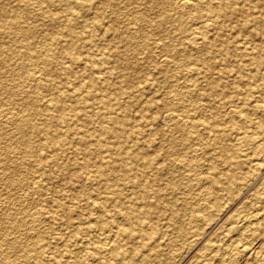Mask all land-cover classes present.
I'll list each match as a JSON object with an SVG mask.
<instances>
[{
    "label": "bare ground",
    "instance_id": "1",
    "mask_svg": "<svg viewBox=\"0 0 264 264\" xmlns=\"http://www.w3.org/2000/svg\"><path fill=\"white\" fill-rule=\"evenodd\" d=\"M176 1L174 6L173 0H0V63L3 68L0 73V103L10 106L3 110L0 106V144L5 139L8 142L3 152L0 150V185L8 192L5 200L7 212L22 215L27 211V197L16 199L15 192L35 188L36 193L43 196L50 182H65V192L53 190L51 217L46 220L53 225L71 227L73 232L63 237L65 249L56 252L50 264H88L81 262L79 250H70L71 244H79L83 239L86 242L82 245L90 244L98 230L102 233L98 236L100 244H94L86 252L87 261L98 264H151L150 259L140 252L156 246L158 242L156 235L160 227L153 224L155 216L152 215L156 207L163 203L161 200L166 194L158 180L163 175L174 176L176 169L169 167L168 163L164 166L160 162V154L152 150L157 136L163 140L171 138L173 143H170V148L174 151L179 147L182 150L189 148L190 143L202 139L208 154L215 152L222 156L228 165L225 175L218 178L215 173L211 178L206 177L211 179L208 191L214 194L215 200L219 197L218 185L233 190L243 178L241 96L245 94L247 99L250 95L264 94V0H181L178 4ZM128 7L133 12V16H129L131 18H126L125 9ZM108 17L110 20L107 22ZM169 20L175 21L173 32L164 29ZM121 22L126 23L123 29L118 25ZM155 36L163 41L160 49L165 59L161 60L160 69L165 72L164 80L169 79V73L178 70L177 58L183 60L191 77L197 78L194 89L190 88L188 92L199 96L203 100L202 105H187L189 97L185 100L183 93L163 103L146 95L147 87L141 84L147 83L148 78L142 72L144 65L153 61L149 59V52H152L150 49ZM247 45H253V48ZM102 46L105 49L97 53ZM132 47L136 52L146 51L149 63L136 61L130 65L129 50ZM113 69L118 72H112ZM62 74L71 80L70 88L66 90H59L63 82L55 80ZM41 90L50 93L44 96ZM165 105L184 110L182 115L166 114L164 118L176 121L172 123L178 128L177 133H182L181 136L175 137L172 129H164L159 123L161 116L154 110ZM227 105L231 106L229 112L224 109ZM192 113H202L203 117L195 121L191 116L187 117ZM260 115L262 123L259 129L264 131V113L260 112ZM186 127L203 130L200 129V134L192 133V130L186 133ZM145 133H148V139L143 136ZM227 137H232L236 145L228 146L224 141ZM248 140L247 143L254 142ZM68 153L81 158L73 163L66 162ZM35 164H38L37 170L32 168ZM171 180L170 190L179 188V180L173 177ZM68 190L72 192L67 193ZM67 194L71 199L68 203L63 199ZM202 199L205 201L206 198ZM218 206L215 209H219ZM166 209L174 216L166 227L180 230L179 224L183 221L180 219L182 222L178 223L175 218L183 207L179 211L176 203L170 202ZM10 214L4 218L7 222L5 230L14 232L27 226L28 220H24L26 213L22 215L24 219H18L16 223ZM202 216L195 214L188 218L194 223ZM33 218L39 220L38 216ZM180 231L186 235L184 228ZM225 232L220 231L217 237L224 236ZM141 238L142 241L138 240ZM199 239L197 234L191 238L192 243ZM18 240L19 237L11 238V246H16ZM28 246L31 247L24 250L21 261L19 255L10 257L2 254L0 264H34L45 254L47 245L32 243ZM245 246H241V251H245ZM234 251L228 252L229 255ZM235 253L238 254L237 251ZM107 255L110 257L106 258ZM221 258L217 260H224ZM259 261L264 264V254Z\"/></svg>",
    "mask_w": 264,
    "mask_h": 264
},
{
    "label": "rangeland",
    "instance_id": "2",
    "mask_svg": "<svg viewBox=\"0 0 264 264\" xmlns=\"http://www.w3.org/2000/svg\"><path fill=\"white\" fill-rule=\"evenodd\" d=\"M175 1L176 0H173L174 6H175ZM178 1L181 2V0H177L176 4H178L177 3ZM125 10H127L125 12L126 18H127V16H128V18H131L133 16V12H130L131 10L129 9V7H128V9H125ZM175 11H176V9L174 10V12ZM177 13L178 12H175L174 14H176V16H177L178 15ZM129 16H131V17H129ZM108 20H110L109 17L106 18L107 22H108ZM172 21L171 20L168 21L171 24L167 23V22L165 24L164 29L168 32H173L175 30V21L174 20H172ZM118 25L122 29L124 27H126V23H124V22H121ZM109 35H111V33H109ZM161 41L162 40H160L158 36H155L153 38L154 44H153V48L150 49L152 52H149L150 58H149L147 52L144 50H142V52H136L134 47H132L129 50L130 51L129 52V64L130 65L132 64V62H136V61H138L142 64H147V63H149V59L151 61L153 59V61L151 63H149L148 65H144L145 68L143 69L144 71L142 72L143 76L148 78L147 83L144 82L143 84H141L143 87H147L146 95L148 97H156L157 102L163 103L164 101H167L169 99L174 100L176 94L179 96L180 93H183L185 100L187 99V97H189L186 100V103H188L187 105H189V103L190 104L196 103V104L202 105L203 100L199 96H197L195 93L188 92V90L190 88L194 89V87H195L194 85L196 83L197 78L191 77V74H189L187 71V66L185 65L186 63L182 62L183 60L177 58V60H179L177 63V64H179V65H177L178 70L177 71L175 70V73H173V72L169 73V79L164 80L165 79V72L164 71L161 72L162 68L160 69V67H161V65L165 59V56H164L162 50L160 49V44L163 42V41L162 42ZM164 41L167 42L169 40H164ZM179 47H181V46H179ZM246 47L253 48V45H251V46L247 45ZM104 49H105V46L100 47L99 51L97 50L98 51L97 53L102 52ZM161 60H163V61H161ZM177 60H176V62H177ZM66 62H68V61H66V59H64V63H66ZM2 71H3V68H2L1 63H0V73ZM130 71L133 72L132 67L130 68ZM112 72L115 73V72H118V70L113 69ZM29 73H30V71H29ZM55 80L58 82H63L62 85H59V87H58L59 90L60 89L66 90V89L70 88L71 80H69L68 76L62 74V75L55 77ZM40 92H43L44 96H48L50 93V91H48V90H41ZM183 95H181V96H183ZM245 98H246V95L243 94L241 96V102L242 103H241V131H240V133H241V144H242L240 148H241V155H242V159H243V161L241 159V178L242 177L243 178L241 179L240 182L239 181L237 182V186L233 190H231L225 186L222 187L221 185H218L220 188V189L217 188V195L219 196L218 200H215V198H213L214 194L213 195H211V193L209 194L208 188H210V187H208V186H211V179H209V178H211L212 174L216 173L218 175L217 177L221 178L222 176L225 175V173L227 171L228 165L225 162V160L221 158L222 156H220L218 153H215V152H213L215 154H213V153L208 154L204 145H203L202 139H198L196 141H193L192 142L193 144L190 143L189 148L188 147L185 148L187 151L185 149L182 150L181 147H179L177 150L174 151L170 148L172 146L170 143H173V140H171V138H170V140L169 139L163 140L159 136L155 137V142L153 144L152 150H155L160 154L159 155L160 162L164 166H167V163H168L169 167L171 166L172 168H176V169L174 172L175 174L173 173L174 176L172 174H167L166 175L167 177L165 175H163L160 178L161 180H158V183L160 184L161 188H163V190L166 193L165 194L166 198H165V196H163V198H162L163 201L161 200V202H163V203H161L160 206L156 207V209L154 211L155 213H153V215H152V217L155 216L153 219V221H154L153 224H159V227H160L159 228L160 230L157 231V235H156V237L158 238V242H157L156 246H153L150 249L149 248L144 249V250H142V252H140L141 255H143L145 258H148V260L150 259L149 261L151 262V264H261L259 260L261 258V255L264 254V251H263L264 245H262L264 243V183H263L264 182V136H263L264 131H262L259 128H260V124L262 123L260 112L264 113V94H262V95L256 94L255 96L250 95L247 99H245ZM256 102H258V103H256ZM1 105H2L1 110L10 108L9 105H5L3 103H0V106ZM258 105H261V106L258 107ZM227 108H229V109H227ZM224 109L227 112H229V110L231 109V106L227 105L226 107H224ZM154 111L157 112L161 116V118H160L161 122H159V123L161 124V126L165 127L164 129H167V130L172 129L171 132L173 131L175 137L182 135V133H177L178 128L176 129L175 124H173V123H176L175 120L168 121V119H164V118H166V114H167V116H170V115L174 116V114L182 115V112L184 113L183 109H180V108L173 109L172 107L169 108V106L165 105V106H162L160 109H158V108L155 109ZM168 113H170V114H168ZM184 115H186V112ZM190 116H191V119H194L195 121H197L198 119L200 120L203 117L202 113H199V114L198 113L197 114L192 113L189 116L187 115V117H190ZM184 117H185L184 119H188L186 116H184ZM170 119H172V118H170ZM165 121H166V123H165ZM181 123H184V122H181ZM169 124H171V126ZM227 125L230 126L229 123H227ZM224 126H226V125H224ZM187 127H186V129L184 128L185 131L187 130L186 133H189L192 130V133H199L200 134L201 130H203L202 128H200L201 130L200 129H187ZM143 136L145 137V139L149 138L148 133H145V135H143ZM245 137L247 138V140L250 139L251 143L254 140L255 143L253 142L252 144H255V146H253L250 143H247L246 142L247 140L245 141V139H246ZM231 138L232 137H230V138L227 137V139L225 138L224 141L226 142V144H228V146L232 147V146H235L236 144L234 143L233 138L232 139ZM231 140H232V142H231ZM200 142H202V143H200ZM7 144H8V142L6 141V139L1 141L0 150L2 152H3V149L6 148ZM249 145H251V146L249 147ZM261 146H263V147H261ZM258 148H260L259 149L260 152L258 151ZM193 150L194 151L196 150V151L194 152ZM255 153H257V154L255 155ZM216 155L219 157L217 158ZM78 158H81V157L75 156L72 153H68L65 160H66V162L73 163ZM223 160H224V162H223ZM256 161L258 162L259 165L257 164ZM219 163L221 165H218ZM252 163H254V164H252ZM216 164L218 167L216 166ZM27 165L30 166V164L26 163V166ZM208 165H210V166H208ZM189 166H191V167H189ZM258 166H260L259 168L261 170L257 168ZM208 167H211V168L209 169ZM32 168L37 170L38 164H35V166L32 165ZM214 169L216 172L214 171ZM0 172H1V170H0ZM189 172H191V175L188 176ZM203 172H204V174H203ZM205 172H207L209 174L207 175V173L205 174ZM37 175L38 174H36L35 176H37ZM192 175H193V177H192ZM198 175H199V177H198ZM208 176H210V177L206 179V177H208ZM164 177H166V178H164ZM172 177L174 179L176 178L177 181L179 180L178 181L179 182V184H178L179 188L177 187V189L175 188V190H170ZM18 178H20V177L18 176ZM167 180H169V182ZM163 183H165V184H163ZM204 183H206L208 185H206ZM180 184H181V186H180ZM63 187H65V182H63V181L61 182V180H56V181L49 183V186L44 191L43 196H40L39 194H37L35 188H28V189L24 188L22 190H19L18 192H15V193H17L16 196H14L16 199H18L19 197H24V196L27 197L28 203L25 205H27V211L28 212L27 211L25 212L27 215L25 213L22 214L23 216L26 215V216H24L25 217V219H24V217H22L21 214H19L20 215L19 216L18 213H15V215H14V214H10L9 210L7 212L8 208H7V204H5V202H6L5 200H7L6 198L8 196L7 195L8 192L6 191V189L4 187H1V185H0V246H1L0 251L3 250V252H0V259L3 256L14 257V256L19 255V259L21 261L22 260L21 256L25 252L24 250L30 249L31 246H28V245L33 243L37 246L38 245H47L46 249H44L45 254L44 255L42 254L43 256H41L39 258V260L34 264H50V261L55 258L56 252H60V251H63L65 249V247L63 246L65 238H63V237L68 235V234L71 235V233L73 232V229L71 227L66 226V225H56V224L53 225L52 222H50L49 220H46V218L51 217L50 210H51L53 194H54L53 190L55 192L56 191L60 192L61 190H63V192H65ZM237 187H239V188H237ZM183 189H185L189 192L186 193V191ZM90 190L93 191V189H90ZM200 191H202L203 194ZM71 192L72 191L68 190L67 193H71ZM173 192H175V193H173ZM204 192H205V194H204ZM258 192H259V194H258ZM194 193L197 194L198 196L194 195ZM173 194H174V196H172ZM200 194L203 196H201ZM170 195L172 196V198H170ZM215 195H216V193H215ZM86 196H88V195H86ZM194 197H196V198L194 199ZM85 198H87V197H85ZM168 198H170V199H168ZM202 198H204V199L206 198L205 201L209 200L208 202H206L208 204H206ZM63 199L67 203L71 201L68 194L63 196ZM178 199H180V200H178ZM183 199H186V200L184 201ZM173 200L175 202H173ZM170 202H172L174 204L176 203L178 210L183 207V209H181L182 212H180L179 216L177 218H175V221H177L178 223L181 220L183 221V222L182 221L181 222L184 225L182 223H180L179 226H181V227H179V228H180V230L182 228H184L186 230L185 232H186L187 236L185 234L181 233V231L179 229L174 231L173 229H169L166 227L168 222L170 223V222H172L171 219H174V216H172L173 214L168 209H166ZM191 202H194V203H191ZM199 202H200V204H199ZM209 203H211V204H209ZM241 203H243V204H241ZM197 204L199 206H197ZM221 205L224 207H222ZM195 206L197 207L196 209H194ZM217 206L219 209H215V207H217ZM227 207L229 209H227ZM200 208H202L203 210ZM199 209L202 210V212ZM221 209L222 210L224 209V211H222ZM255 209L257 210V212ZM205 210L207 212H205ZM5 211L7 213H5ZM156 211H158V212L156 213ZM162 211H164V212L162 213ZM186 211H187V213H186ZM169 212H170V214H168ZM259 212H261V213L263 212V213L260 214ZM258 213L262 217H260V215ZM8 214L11 215L10 216L11 218L14 216L12 219H13V221H15V223L18 219L19 220L24 219L25 221L28 220V221H26L27 226L24 225L25 227L23 226V227L19 228L18 230H14V232L10 231V230H5L6 226H7V222L4 220V218ZM195 214L199 215V216H202V215L204 216V218L202 216L201 217L202 219L199 221H193L195 224L197 223L196 225L194 223H191L192 221H190L188 218L190 216L192 217V215H195ZM16 216H18V218ZM37 216H38L39 220H36L35 218H33V217H37ZM94 216L96 217V214H94ZM182 216H184V217L180 218ZM168 217H170V218H168ZM191 217H190V219H191ZM15 218H17V219H15ZM241 218H243V219H241ZM247 218H250V219L248 220ZM255 218L257 220H255ZM261 218H263V219H261ZM184 219H185V221H184ZM186 219H188L190 221V223ZM238 219H239V221H238ZM29 220L33 221L32 223L33 224L35 223V224L33 225ZM240 220H241V223H240ZM231 221H233V222H231ZM159 222H161V224ZM198 222H200V223H198ZM229 222H231V223H229ZM248 222H251V223L249 224ZM29 223H30V225H29ZM225 223H227V224H225ZM255 223L257 226L255 225ZM223 225H225V226H223ZM230 225H231V227H230ZM248 225H250L251 227ZM235 226H236V228H235ZM226 227H227V229H226ZM256 227H258V228L256 229ZM235 229H237L238 231ZM243 229H245V230H243ZM222 230L224 232L226 231L227 233L225 232L224 236L222 235V237H217V234L220 231L222 232ZM227 230H229V231H227ZM4 231H6V232H4ZM98 231L100 232V230H98ZM98 231L95 234L97 237L96 236L93 237L90 244L82 245L86 242V239H83V241L80 240L81 242H79V244H75V243L71 244V248H70L71 251H78L79 250L78 252H80L79 255L82 257L81 258L82 263L88 262V264H98V263L93 262V261H90L91 262L90 263L89 261H87V259L85 257L86 252L90 248H92V246L94 244H100L99 242L101 240L98 238V236L101 235L102 233L100 232V234H99ZM158 232H160V233H158ZM237 232H238V234H237ZM26 233H27V235H26ZM7 234H8V236H7ZM194 234H197L200 237L199 241H197L196 243H194V242L192 243V240H191V238ZM230 234H231V237H230ZM15 235H18V236H15ZM21 235H23V236H21ZM28 235H29V237H28ZM161 235H163V236L161 237ZM215 236H216V238H215ZM238 236L241 238V240L239 239ZM18 237H19V240H18L19 242L16 244V246L14 245V247H12L13 245L11 246V244H10L11 238L14 239V238H18ZM173 237H174V239H173ZM67 238H68V236H67ZM181 238H183V239H181ZM222 238H223V241H222ZM226 238H228V239L232 238V239L228 240ZM256 238H258V239H256ZM68 239L69 240L71 239V241H73V238H71V237H69ZM213 239H214V241H213ZM216 239H217V241H215ZM138 240L142 241V238L138 239ZM171 241H173V242H171ZM225 241H227V242L229 241V242L227 243ZM211 242H212V245H211ZM215 242H217V243H215ZM233 242L235 243L234 244L235 246H233ZM20 243H21V245H20ZM223 243H224V246H223ZM220 244H222V245H220ZM236 244H237V246H236ZM241 244H243V245H241ZM3 245H4V247H3ZM6 245H7V247H6ZM174 245H177V246L174 247ZM227 245H229V246H227ZM240 245L241 246L247 245V246H245V249H244L245 251H241ZM25 246H27L28 248L26 247V249H25ZM207 246H208V248H207ZM217 246H219V247H217ZM238 246H240V247H238ZM10 248H12V249H10ZM20 248H21V250H20ZM22 248H24V249H22ZM217 248H219V249H217ZM227 248L228 249L233 248V249L228 251ZM209 249L212 250V252ZM216 249L220 252H216L217 251ZM19 250L22 253L19 252ZM233 250H235L234 253L233 254L231 253V255H229V253L231 251L233 252ZM236 251L238 252V254L235 253ZM222 252L224 253V254H222L223 256L221 255ZM2 254H3V256H1ZM206 254H208L210 256H208ZM227 254H228V256H227ZM141 255L139 256L140 259H142ZM213 255H214V258H213ZM215 255L217 257H215ZM234 255H236L235 258H233ZM258 256H260V257H258ZM51 257H52V259H51ZM102 257H104V256H102ZM105 257L109 258L110 256L107 255ZM208 257H210V258H208ZM228 257H229V259H228ZM200 258H201V260H200ZM217 258L218 259L221 258L224 260H217ZM232 258L234 260H232ZM24 260L25 259H23V261ZM200 261H201V263H200ZM219 261H221V262H219Z\"/></svg>",
    "mask_w": 264,
    "mask_h": 264
}]
</instances>
